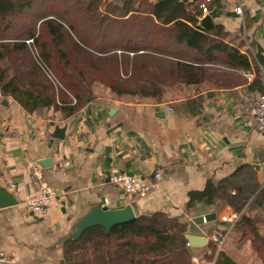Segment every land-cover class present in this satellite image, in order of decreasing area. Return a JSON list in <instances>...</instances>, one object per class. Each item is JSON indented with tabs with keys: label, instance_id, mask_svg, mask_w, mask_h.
Wrapping results in <instances>:
<instances>
[{
	"label": "crops",
	"instance_id": "0c3cea01",
	"mask_svg": "<svg viewBox=\"0 0 264 264\" xmlns=\"http://www.w3.org/2000/svg\"><path fill=\"white\" fill-rule=\"evenodd\" d=\"M204 1L189 0L200 7ZM210 3L198 30L215 40L203 49L175 43L172 54L151 53L191 66L188 71L174 68L167 79H159L156 96L139 92L117 96L108 91L64 117L51 109L29 113L0 86V186L19 201L0 208V252L9 259H0V264H70L64 257L63 237L98 202L109 207L132 204L140 213L161 211L186 222L215 213L216 219L203 225L207 243L189 246L197 258L193 264H214L203 257L211 252V242L237 264H262L253 257V248L261 245L253 231L243 238L242 217L227 233L229 223L220 216L237 211L252 218L260 215L256 230L264 236L262 207L238 210L222 198L223 187L249 169L256 173L259 190L264 187V134L256 122L264 90V60L259 61V55L264 58V5L261 0H240L239 15L235 0ZM205 15L212 19L208 28L201 23ZM222 44L237 49L245 59L231 58ZM163 71L158 68L160 76ZM57 126L65 127L62 139L54 136ZM34 161L55 191L45 216L32 214L26 205L39 190L28 167ZM158 171L162 177L142 199L132 198L110 179L125 172L154 180ZM209 180L221 197L214 204L189 208V193L203 190ZM226 233L220 245L216 238Z\"/></svg>",
	"mask_w": 264,
	"mask_h": 264
},
{
	"label": "trees",
	"instance_id": "16d2710c",
	"mask_svg": "<svg viewBox=\"0 0 264 264\" xmlns=\"http://www.w3.org/2000/svg\"><path fill=\"white\" fill-rule=\"evenodd\" d=\"M60 3L63 7L51 5L48 12L33 16L37 11L35 0H0V23L7 20L0 27L1 90L29 113L42 114L51 109L68 117L90 97L108 89L117 96L135 92L156 96L159 79H167L174 68L180 70L182 66L188 71L191 66L180 61L175 64L151 53L172 54L175 43L203 49L215 40L208 32L198 30L203 9L189 0ZM130 12L133 15L123 19ZM30 13L33 15L26 19ZM20 18L23 24L17 23ZM141 38L146 42L138 41ZM220 46L231 58L237 55L245 59L237 49ZM263 60L259 55V61ZM159 67L164 69L161 76ZM129 71V77H122ZM48 72L61 83L58 91ZM235 176L223 187L222 198L238 210L248 209L251 204L264 210V187L259 190L256 173L249 169ZM217 189L216 183L209 180L203 190L191 191L188 207L214 204L221 197ZM241 217L243 238L253 231L255 240L261 243L264 264V236L257 232L255 218L243 212ZM187 227L186 221L161 211L139 213L109 232L96 225L79 238L66 240L64 257L70 264H193L195 255L185 237ZM208 247L211 252L204 253L205 259L214 264H237L214 242Z\"/></svg>",
	"mask_w": 264,
	"mask_h": 264
},
{
	"label": "built area",
	"instance_id": "2783aa9c",
	"mask_svg": "<svg viewBox=\"0 0 264 264\" xmlns=\"http://www.w3.org/2000/svg\"><path fill=\"white\" fill-rule=\"evenodd\" d=\"M212 0H205L201 3V8L203 9V12L209 11L208 4ZM237 1V5L234 7V11L241 15L243 14L242 5L240 3V0ZM31 42V41H29ZM49 78L54 82L57 83L55 76L51 73H47ZM171 108H169V112H171ZM256 122L259 127V129L264 134V90L260 95L259 103H258V109H257V115H256ZM28 167L32 173V177L39 186L38 193L34 195L33 197L29 198L26 202L27 209L32 214L36 216H45L48 214L52 198L55 194L54 189L50 187V185L45 181L41 167L39 164H37L35 161L30 162L28 164ZM162 177V172L158 171L154 175V180L143 178L137 175L128 174L125 172H117L114 173L110 179L111 182L118 185L120 188L124 190L126 194L131 196L134 199H142L147 197L154 187L156 186V180L160 179ZM243 211H237L233 215L225 214L220 216L222 221L228 222L229 226L227 227V233L232 228V226L237 222V220L240 218ZM206 222V220H205ZM218 235L216 240L219 241V244L222 245L225 241L226 235ZM188 246L189 243H188ZM0 259L3 261H8V256L5 255L4 252H0ZM197 258L194 257V260Z\"/></svg>",
	"mask_w": 264,
	"mask_h": 264
},
{
	"label": "water",
	"instance_id": "95a60500",
	"mask_svg": "<svg viewBox=\"0 0 264 264\" xmlns=\"http://www.w3.org/2000/svg\"><path fill=\"white\" fill-rule=\"evenodd\" d=\"M262 5H264V0ZM211 16L205 15L201 23L208 28V23L211 25ZM54 136L57 138L65 137V127L57 126L54 131ZM44 165V162H42ZM19 201L13 197L5 188L0 186V208L18 204ZM139 208L135 205L128 204L126 206L109 207L103 202L95 203L90 210L80 217L75 223L73 229L63 237V241L70 238H79L82 233L93 226L101 225L109 232L113 226L123 224L135 219L139 215ZM216 214L206 216H194L187 220V233L185 235L190 246H202L208 241L207 233L203 228L205 220H215Z\"/></svg>",
	"mask_w": 264,
	"mask_h": 264
},
{
	"label": "rangeland",
	"instance_id": "374dc122",
	"mask_svg": "<svg viewBox=\"0 0 264 264\" xmlns=\"http://www.w3.org/2000/svg\"><path fill=\"white\" fill-rule=\"evenodd\" d=\"M60 1L61 0H35V4H36V10L38 11H35L34 12V15L32 14V13H30V14H27L26 16H25V18L26 19H29L32 15L33 16H36V15H41L43 12H48L49 11V7L51 6V5H54L55 7H58L59 6V8H60V6H61V3H60ZM61 7H63V5L61 6ZM6 21L7 20H4V22H1L0 23V27L1 28H3L4 27V25L6 24ZM71 21H73L74 22V20H71ZM17 23L18 24H23L24 23V20L22 19V18H20L19 20H17ZM130 71H129V73L128 74H122V77H129V75H130ZM54 75V74H53ZM56 78V77H55ZM56 81H57V91H58V89H59V87L60 86H62L61 85V83L58 81V79L56 78ZM58 93V92H57ZM107 93H108V90H105L104 91V93L103 94H101V95H104V94H106L107 95ZM100 95V94H99ZM98 95V96H99ZM252 205H254V204H251L250 206H252ZM261 216L260 215H256L255 216V220H256V223L258 222V220H259V218H260ZM253 257H254V259L256 260V261H260L261 263H263V258H262V253H263V249L261 248V247H259V246H256L255 248H253ZM242 252V251H241ZM241 252L240 253H235V256H239V254H241ZM245 252H246V250H245Z\"/></svg>",
	"mask_w": 264,
	"mask_h": 264
}]
</instances>
